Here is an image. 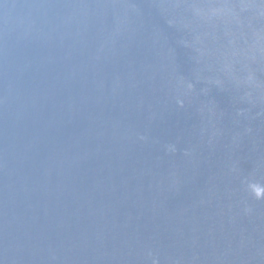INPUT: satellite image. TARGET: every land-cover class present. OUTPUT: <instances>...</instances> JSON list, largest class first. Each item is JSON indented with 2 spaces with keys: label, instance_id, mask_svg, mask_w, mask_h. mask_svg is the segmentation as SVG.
Segmentation results:
<instances>
[{
  "label": "water",
  "instance_id": "95a60500",
  "mask_svg": "<svg viewBox=\"0 0 264 264\" xmlns=\"http://www.w3.org/2000/svg\"><path fill=\"white\" fill-rule=\"evenodd\" d=\"M0 264H264V0H0Z\"/></svg>",
  "mask_w": 264,
  "mask_h": 264
}]
</instances>
